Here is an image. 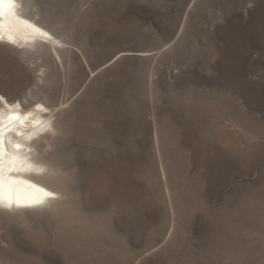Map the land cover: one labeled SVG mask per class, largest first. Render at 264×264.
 <instances>
[{"label":"rangeland","instance_id":"rangeland-1","mask_svg":"<svg viewBox=\"0 0 264 264\" xmlns=\"http://www.w3.org/2000/svg\"><path fill=\"white\" fill-rule=\"evenodd\" d=\"M7 2L61 41L0 38V98L54 105L63 181L0 264H264V0Z\"/></svg>","mask_w":264,"mask_h":264},{"label":"bare ground","instance_id":"bare-ground-1","mask_svg":"<svg viewBox=\"0 0 264 264\" xmlns=\"http://www.w3.org/2000/svg\"><path fill=\"white\" fill-rule=\"evenodd\" d=\"M7 1L0 2V38L15 46L39 42L57 54L56 47L61 41L31 18L8 6ZM51 106L54 105L47 98L30 107L13 105L3 97L0 101L1 209L37 211L48 199L51 201L53 188L62 180L60 167L45 156L52 146L53 135L61 129L52 120ZM14 114L19 118L9 119Z\"/></svg>","mask_w":264,"mask_h":264},{"label":"snow or ice","instance_id":"snow-or-ice-1","mask_svg":"<svg viewBox=\"0 0 264 264\" xmlns=\"http://www.w3.org/2000/svg\"><path fill=\"white\" fill-rule=\"evenodd\" d=\"M0 2H2V0H0ZM0 28H2V25H0ZM0 100H2V98H0ZM18 115H13V116H10L9 119H18ZM2 146H3V142L2 140H0V149H2ZM19 147V146H17ZM2 167V166H0ZM2 188H3V181H2V176H0V191H2ZM46 195H50V194H46Z\"/></svg>","mask_w":264,"mask_h":264}]
</instances>
